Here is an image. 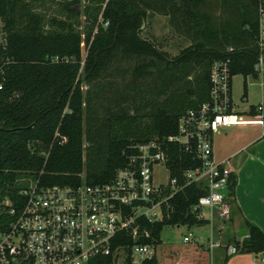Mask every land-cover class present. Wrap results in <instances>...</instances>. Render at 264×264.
Here are the masks:
<instances>
[{"label":"trees","instance_id":"obj_1","mask_svg":"<svg viewBox=\"0 0 264 264\" xmlns=\"http://www.w3.org/2000/svg\"><path fill=\"white\" fill-rule=\"evenodd\" d=\"M58 7V14L45 15L38 0H0V201L15 202L29 180L45 186L108 182L126 166L130 146L176 136L180 116L208 101L215 61L229 59L232 77L257 78L258 0H62ZM149 15L167 17L189 45L171 58L142 37ZM129 60L130 92L145 82V95L136 102L128 94L127 108L125 99L116 111L98 114L99 96L83 87L109 79ZM168 148L172 177L196 165L176 143ZM235 184L233 176L230 203ZM201 195L196 185L185 188L173 198L170 217L147 226L145 243L156 254L145 264H210L202 246L177 248L160 239L166 226L206 225L188 211ZM7 222L0 214V232ZM242 228L247 236L228 237L227 245L264 256V232L247 220ZM92 263L111 264L104 257Z\"/></svg>","mask_w":264,"mask_h":264},{"label":"built area","instance_id":"obj_2","mask_svg":"<svg viewBox=\"0 0 264 264\" xmlns=\"http://www.w3.org/2000/svg\"><path fill=\"white\" fill-rule=\"evenodd\" d=\"M257 10L259 55L254 72L259 76L264 75V0H258ZM231 79L230 60L215 61L208 101L180 116L176 136L130 146L126 166L108 182L45 186L29 180L15 202L1 200L0 214L8 222L0 232V264H93L97 257L108 258L111 264H145L156 254L154 246L145 243L150 238L147 226L169 218L173 198L191 185L202 195L188 211L205 221L210 233L205 240L189 233L182 243L202 246L210 264L217 249L236 253L215 228L217 220H230L228 190L234 172L229 160L215 159L213 134L237 125L264 128V104L253 106L252 114L248 111L250 120L234 119ZM170 143L196 163L179 178L171 176L167 165Z\"/></svg>","mask_w":264,"mask_h":264},{"label":"rangeland","instance_id":"obj_3","mask_svg":"<svg viewBox=\"0 0 264 264\" xmlns=\"http://www.w3.org/2000/svg\"><path fill=\"white\" fill-rule=\"evenodd\" d=\"M60 1L62 0H38L39 10L45 15L58 14V4ZM84 1L85 0H82L83 4ZM2 26L3 24L0 21V31ZM85 26V19L83 16H80L78 19V29L83 31ZM141 35L159 46L162 51L171 58L177 56L183 48L189 45L188 40L173 32L168 24V19L165 20L159 16L156 17V15L148 16L145 22V29ZM2 37V33L0 32V43L2 42ZM84 55L85 49L83 48V56ZM133 66L134 61L132 60L122 62L118 67L119 70L113 71L109 79L100 81L98 85L94 84L91 87H83L84 92H89L90 95H96V97L99 96L97 97V104L102 107L98 108V114H104V108L116 111L117 105H121V103L118 104V102L125 99L127 103H125L124 107L127 108L129 106V99L131 98L129 95H133L134 99L136 98V102L141 98V95L143 96L145 82L136 83L137 86L135 90L130 92V72ZM244 83L247 87V99L242 98ZM100 97L102 99H100ZM231 99L233 103L232 117L236 120H250L251 116L248 114L250 106L264 103V75H259L257 78H244L242 75L233 76L231 79ZM256 131L260 132L261 127L257 125L226 127L223 130L219 129L214 131L213 142L223 151L226 149L227 145L229 148L240 146L247 141L251 133L253 134ZM230 222L231 220L225 222L217 220L215 226L216 229H219L222 241L225 244H227V238L232 235L231 230L233 231ZM189 233L193 236V239L201 238L205 240L209 236L210 228L207 225L202 227L193 226L189 229L183 226H166L160 233V239L164 245H173L177 248H183V236ZM211 264H264V256L262 254L227 253L224 249H217L214 251Z\"/></svg>","mask_w":264,"mask_h":264},{"label":"crops","instance_id":"obj_4","mask_svg":"<svg viewBox=\"0 0 264 264\" xmlns=\"http://www.w3.org/2000/svg\"><path fill=\"white\" fill-rule=\"evenodd\" d=\"M158 16L168 19L156 15ZM213 150L218 162L229 160L236 181L234 196L231 203L229 202L232 216L230 224L233 228L231 237L244 230V220L264 232V128L261 127L260 132L251 133L247 141L238 147L229 148L227 145L226 149L221 151L213 142Z\"/></svg>","mask_w":264,"mask_h":264},{"label":"water","instance_id":"obj_5","mask_svg":"<svg viewBox=\"0 0 264 264\" xmlns=\"http://www.w3.org/2000/svg\"><path fill=\"white\" fill-rule=\"evenodd\" d=\"M144 27V26H143ZM1 130V129H0ZM1 171V170H0ZM237 236L238 237H242V238H244V237H246L247 236V232H246V230H240L239 232H237Z\"/></svg>","mask_w":264,"mask_h":264}]
</instances>
